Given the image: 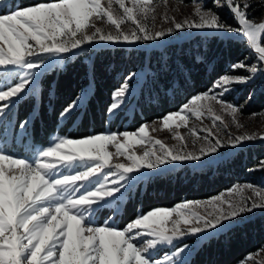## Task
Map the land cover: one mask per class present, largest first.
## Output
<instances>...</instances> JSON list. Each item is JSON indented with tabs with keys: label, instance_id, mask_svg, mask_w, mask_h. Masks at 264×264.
Here are the masks:
<instances>
[{
	"label": "snow or ice",
	"instance_id": "obj_1",
	"mask_svg": "<svg viewBox=\"0 0 264 264\" xmlns=\"http://www.w3.org/2000/svg\"><path fill=\"white\" fill-rule=\"evenodd\" d=\"M131 3L128 7L125 0H107L104 7L101 0H50L28 6L16 4L5 11V0H0V84L3 85L0 87V129L7 133L12 128L14 140L23 142L34 117L21 121L18 133L14 131L12 117L25 97L35 96L36 88L32 85L55 58L74 55L100 42L159 43L176 32L193 29L229 39L246 38L257 62L248 65L241 60L231 64L233 72L242 69L248 74L219 76L210 88L193 95L179 111L164 115L162 126L169 128L170 122H186L185 112L196 117H200L205 108L211 112V105L206 102L216 101L229 111L236 126L242 127L237 114L243 106L224 101L223 96L232 91L234 85H247L264 73V40L261 39L264 20L256 22L248 18L252 5L241 4L239 0H214L216 8L226 7L230 11L238 27L228 25L218 13L199 2L195 4L193 17L176 21L166 15L164 19L172 26L155 30V17L149 16L148 0H131ZM114 4L123 10L116 18ZM105 17L114 30L105 31L99 26L105 22ZM126 21H132L134 27H123ZM136 76L137 73H129L113 91V102L106 109L108 115L117 114L127 102L131 94L130 81ZM89 88H81L67 103L59 114L61 119L83 107ZM248 99H252L251 93ZM216 121L221 123L216 124ZM213 123L215 133L208 130L202 137L197 133L198 139L203 141L198 149L185 151L186 142L166 146L157 139L154 144L159 145V152L151 149L141 155L129 152L128 147L141 144L145 139L152 141L147 123L134 132L112 131L75 139L54 136L46 147L25 145L30 155L24 156L9 151L7 135L0 138V264H177L178 258L188 251L187 244L176 247L163 259H155L154 253L161 245H172L189 235L203 238L223 229L225 222L256 208L264 209V195L257 192L259 203L249 206L241 197L227 202L226 208L219 207L211 219L191 210L200 206V201H185L175 209L158 207L138 214L122 229L115 224L114 217L98 223L97 214L102 209L109 208L114 214L119 212L122 189L134 182L133 174L141 169L159 170L160 166L173 162L200 161L224 147L235 148L257 138L253 134L232 136L226 131L229 125L223 123L219 115ZM222 132L227 140L220 138ZM121 136L123 141L118 140ZM176 136L183 139L178 133ZM109 145L115 147L116 156H124L128 162L112 163ZM110 177L115 179L110 180ZM234 188L257 191L251 184ZM213 199L225 203L220 197ZM173 212L177 218L171 220L169 229L167 222Z\"/></svg>",
	"mask_w": 264,
	"mask_h": 264
},
{
	"label": "trees",
	"instance_id": "obj_2",
	"mask_svg": "<svg viewBox=\"0 0 264 264\" xmlns=\"http://www.w3.org/2000/svg\"><path fill=\"white\" fill-rule=\"evenodd\" d=\"M47 0H12L13 5H29ZM209 1V0H208ZM207 4H210L208 2ZM225 23L236 25L226 11L216 9ZM264 40V33H262ZM245 42L240 38L221 37L210 33L168 42L150 49L108 45L86 48L67 58L61 65L44 69L35 80V96H27L16 108L15 132L25 119L34 117L23 142L13 138V129H0V138L7 135L9 151L30 154L25 145L36 148L46 144L51 136L82 137L113 129H133L143 121L176 110L190 97L206 91L219 76L246 74L232 71L230 65L251 59ZM130 81L131 94L115 115H108L113 91L129 73H138ZM89 85L91 86L89 88ZM251 85L240 84L224 95L230 102L243 101ZM81 88H89L83 107L66 119L60 112ZM247 111L264 107V81L254 90ZM264 176V143L244 145L233 153L212 162L190 167H177L147 173L123 192L120 210L114 214L104 208L98 215L114 217L122 227L138 214L157 207H168L185 199L214 195L233 183H255ZM264 244V211L229 224L202 239L184 264H235L247 253ZM181 264V263H179Z\"/></svg>",
	"mask_w": 264,
	"mask_h": 264
},
{
	"label": "rangeland",
	"instance_id": "obj_3",
	"mask_svg": "<svg viewBox=\"0 0 264 264\" xmlns=\"http://www.w3.org/2000/svg\"><path fill=\"white\" fill-rule=\"evenodd\" d=\"M11 1L12 0H5V5H6L5 11L7 10V8L14 6ZM43 2H50V0L43 1ZM199 2H202L205 5L206 9H211L215 12H216V9L218 11H219V9H221L222 11H226L227 15L231 16L230 17L231 20H233V22H236V20L233 18V15L230 13V11L226 7L216 8L214 5V0H209V1L208 0H148L147 7L150 8L149 16L155 17V20H154L155 30H159L161 28L166 29V28L172 26L170 21H166L164 19V17L166 15L168 17L174 18L176 21H181L185 18L193 17L194 11H195V4L199 3ZM208 2H210V4H207ZM239 2L241 4H244L245 2H247V3L252 5V7H250L248 9V18L249 19H252L256 22H260V21L264 20V0H239ZM35 3H37V2H35ZM125 3H126V6H128V7L132 6L131 0H125ZM101 4H102V6L106 7L107 6V0H101ZM29 5H31V4H29ZM22 6H28V5H22ZM141 6H144L143 3ZM113 7H114V9L117 10V12L114 13V18H116L117 13L118 14L123 13V10L119 9V5L114 4ZM150 23H152V21H150ZM228 25H231L233 27H238L237 22H236V25H232V24H228ZM99 26L103 27L105 29V31H108L110 28L112 30H114V26H111L110 22H107L106 17H105V22L103 24H100ZM123 27H125V28L134 27V24L132 21H126L125 24L123 25ZM194 34L197 36L205 37L210 33L204 32V31H197V30L193 29L190 31L176 32L173 35L164 38L159 43L144 42L142 44L129 45L126 43L112 44V43L100 42V43L92 44L90 47H86V48H94V47L108 46V45H110V46H112V45H120V46L124 45L126 47H134V48L139 47V48H143V49L147 50V49H150L151 47H160L162 45H165V43H168V42H172V41L173 42H179V40L194 36ZM219 36L222 37V35H219ZM223 37H227V36H223ZM261 37H262V34H261ZM235 38H237V37H235ZM238 38L243 39V41L245 42L246 49H248L249 55H250L249 57L251 59L250 63L251 64L256 63L257 61H256V56L254 54V50H250V48L247 46L246 38H241V37H238ZM262 46H264V44H262ZM71 56H72V54H64V58H59V57L55 58L54 60H52L49 63V66H52V64L53 65H61L64 61L67 60V58H69ZM246 74H248V73H246ZM246 74H242V75H246ZM138 75H139V72L137 73V76ZM262 81H264V73L258 74L257 77L251 83L247 84V85H251V87L249 89L250 92H248L246 97H244L243 101H241L239 104H238V102H236V103L231 102V103L233 105H239V106H243V108H245L246 107L245 105H247V103L249 101L248 97H249L250 93L253 95L254 90L257 87H259V85ZM213 83H212V85H213ZM2 86L3 85L0 84V87H2ZM235 86H238V85H234L233 88ZM203 92H205V91H203ZM203 92H198L196 94L203 93ZM190 98L187 101H185L184 103H182V105L185 103H188L190 101ZM223 100L230 102L224 96H223ZM112 102H113V100H112ZM194 103H198V102H194ZM206 103H210L211 108H212L211 112H209L207 110V108H205L204 110H202V115L200 117H196V116L192 115L191 113L185 112L183 114L188 117L186 122H180V121H177L176 123L170 122L169 128H163L162 117L164 115L170 113V112L179 111L182 105L180 107H178V109L168 111L167 113L163 114L162 116L155 117L154 119H151L148 121H143V122L139 123V125L133 129H125V130L113 129L111 131H102V132H97V133H106V132H112V131L134 132L142 124L147 123L149 125V127L147 129L148 136L152 138V141L149 142L147 139H145L141 144H132L131 146L128 147L129 152H135L137 155H141L145 150H151V149H155L157 152H159V145L154 144V141L157 139L160 140L162 143H164L166 146H172V145L178 146L182 142H186L185 151H192V150L198 149L203 144V141L201 139H198L197 133L199 134L200 137H202L203 135H205L207 133L208 130H210L213 133L216 132V127H215L213 121H214L215 117L217 115H219L221 117L223 123L229 125V127L226 129V131L230 132L232 134V136L241 135V134H253L257 137L256 139H254L252 141L244 142L242 145H239L235 148L224 147V148L220 149L218 153L211 154V155L201 159L200 161L173 162V163L166 165V166H160L159 170H166V169L174 168V167H177L178 165H182V164L189 165L190 167L198 166L199 164H201L203 162H212L216 159L226 157V155L233 153L235 150H237L238 148H241L244 145L255 144L257 142L264 143V107L259 109V110H254V111H247V109H242V111L237 114V120H238L239 124L242 125V127L238 128L236 126V122H234V120H233V116L229 113L228 110L223 108L220 103H218L216 101H210V102H206ZM153 122H155V123H153ZM215 123L220 124L221 121H216ZM176 124H179L180 126L177 127ZM176 133H178L179 137H181L183 139L181 140V139L177 138ZM0 134H1V132H0ZM87 135H89V134H87ZM87 135H83L82 137L87 136ZM54 136H58V135H54ZM54 136H51L48 139V142L46 144H44L38 148L49 146L51 139ZM82 137H69V138L75 139V138H82ZM220 138L222 140L228 139L227 135L223 132L220 134ZM118 140L123 141L124 138L121 136V137H118ZM194 140L196 141L195 144H193ZM108 151L113 153V156L111 157L112 163H117V162L127 163L128 162L124 156H116L115 155L116 149L113 145H109ZM18 155L24 156V154H18ZM26 155H30V154H26ZM4 163H5V165H7L6 161ZM159 170L141 169L139 171V173L133 174V176H134V182L133 183H135L136 180L138 178H140L141 176H143L147 173H151V172H155V171H159ZM109 179L110 180L115 179V177H110ZM245 184L253 185L257 189V191L254 192L252 189H247V188H242L241 190L236 191L234 188V186L245 185ZM127 187L125 189H127ZM125 189H122V191H124ZM230 189H232V191H229ZM257 192H259L261 195H264V176L262 178L258 179L255 183L249 182V181H242L241 183L236 182V183H233L232 185L228 186V188L220 190L219 192L215 193L214 195L207 196V197H199L198 199H185V200L183 199V200H180V201H177V202L171 204V206L159 207V208L175 209V206L177 204H182L185 201H200L201 202L200 206L192 207L191 210L194 212H197L202 217H207V218L211 219L212 216L217 213V209L219 207H225L226 208L227 202L234 201V200H240L241 197L245 198V202L249 206H251V204L253 202L259 203L260 197L257 194ZM216 197H220L221 200L224 201L225 203L221 204L219 201L214 200L213 198H216ZM150 210H153V209H150ZM150 210H148V211H150ZM148 211H146L144 213H147ZM263 211H264V209L256 208L252 212L240 216L238 219H235V220L229 221V222H225L224 228L229 226V224L239 222L240 220H243V218H246L248 216H252L254 214H257L258 212H263ZM99 213L97 214V216L99 215ZM109 217L110 216H106V215L102 216V220L98 221V223H103V221L105 219H108ZM135 218L136 217H134L133 219H135ZM176 218L177 217L175 215V212H173L172 216L170 217L169 221L167 222V227L169 229H171V227H172L171 220L176 219ZM133 219H131V220H133ZM131 220H128V222H126L120 228L121 229L124 228ZM181 226L184 227L183 225H181ZM213 234H215V232H212L209 235H213ZM209 235L204 236L203 238H200V239H198L196 236L189 235L186 238H180L179 240L174 241V243L172 245H167V244L161 245L159 247V250L156 253H154V258L155 259H163V256L165 254H170L171 252L175 251L176 247H182L183 245L187 244L189 246L188 251H186L180 258H178L177 264L181 263V261L185 262L189 256V254H191L193 252L192 250H194V248L199 244V242L202 239H205L206 237H208ZM235 264H264V244L260 248H258L257 251H253V252H250V253H247L246 255H244V258L241 259L240 261L236 262Z\"/></svg>",
	"mask_w": 264,
	"mask_h": 264
}]
</instances>
